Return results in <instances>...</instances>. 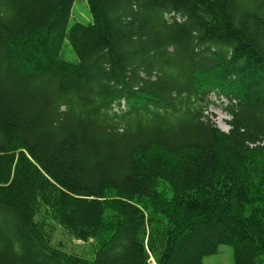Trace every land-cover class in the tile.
<instances>
[{
  "label": "trees",
  "instance_id": "trees-1",
  "mask_svg": "<svg viewBox=\"0 0 264 264\" xmlns=\"http://www.w3.org/2000/svg\"><path fill=\"white\" fill-rule=\"evenodd\" d=\"M74 1L0 0V264H264V0Z\"/></svg>",
  "mask_w": 264,
  "mask_h": 264
},
{
  "label": "rangeland",
  "instance_id": "rangeland-1",
  "mask_svg": "<svg viewBox=\"0 0 264 264\" xmlns=\"http://www.w3.org/2000/svg\"><path fill=\"white\" fill-rule=\"evenodd\" d=\"M91 21V17L88 12L87 5L84 0H75L71 10V15L69 18L68 25L71 26L74 23L88 24ZM61 57L68 61H73L75 59L74 53L71 51L68 44L65 42L63 50L61 52ZM211 100L215 102L208 109V114H213L215 116L214 121L216 122L218 128L223 131H227L229 128L225 124V120L228 119L227 114L223 111V106L220 101L216 99L215 96L211 97ZM53 245L61 244L62 250L87 256L89 252V245L83 244L78 241H73L69 239L61 230L57 229L54 239L52 240ZM204 264H234L233 263V249L228 245H219L217 253L203 258Z\"/></svg>",
  "mask_w": 264,
  "mask_h": 264
}]
</instances>
